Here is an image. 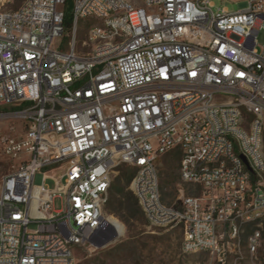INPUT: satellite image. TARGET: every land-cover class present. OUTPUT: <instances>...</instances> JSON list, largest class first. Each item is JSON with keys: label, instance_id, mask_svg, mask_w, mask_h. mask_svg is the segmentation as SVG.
<instances>
[{"label": "built area", "instance_id": "obj_1", "mask_svg": "<svg viewBox=\"0 0 264 264\" xmlns=\"http://www.w3.org/2000/svg\"><path fill=\"white\" fill-rule=\"evenodd\" d=\"M66 1L0 0V112L24 126L3 140L11 167L0 184V264H76L77 247L114 235L105 207L121 165L135 169L130 188L150 224L181 227L185 253L246 264L240 232L255 224V258L264 0L235 11L211 0H73L70 29ZM83 18L95 21L80 43ZM172 151L182 181L198 189L180 188L177 205L163 201L157 167Z\"/></svg>", "mask_w": 264, "mask_h": 264}, {"label": "rangeland", "instance_id": "obj_2", "mask_svg": "<svg viewBox=\"0 0 264 264\" xmlns=\"http://www.w3.org/2000/svg\"><path fill=\"white\" fill-rule=\"evenodd\" d=\"M21 1V0H20ZM71 6H73V0ZM136 5H141L139 0H133ZM214 9L227 8L230 11L242 9L247 6L246 0H211ZM92 18L80 20L79 41L86 37L87 30L92 23ZM66 39V38H65ZM259 50L264 46V27L257 35ZM10 111L0 112V184L4 175L11 167V161L4 153L3 140L8 136H16L24 131L23 123ZM169 155H163L157 160V167L160 176L161 194L164 202L170 205L179 203L180 188H185L186 194L197 193L198 189L184 183L180 176L179 163L170 161ZM127 165H121L113 173L112 181L115 182ZM43 183V171L35 176V184ZM48 187H55L56 181L48 178ZM130 185L126 187V198L131 202ZM114 200V199H112ZM64 207V200L61 197L55 199L54 208L60 210ZM133 218H123L121 215L110 213L118 218L125 226L123 234L116 232L110 238L94 244L79 246L75 250L76 264H217L218 261L208 251L185 253L183 251V231L180 226L158 227L150 224L147 217L142 213L139 215L137 207L131 205ZM254 225H245L240 232L241 247L245 255L246 264H264V226L262 228V243L257 256L251 258L247 252V239ZM35 228V225H30ZM104 243V246L97 244ZM235 255L229 256V263H233Z\"/></svg>", "mask_w": 264, "mask_h": 264}, {"label": "trees", "instance_id": "obj_3", "mask_svg": "<svg viewBox=\"0 0 264 264\" xmlns=\"http://www.w3.org/2000/svg\"><path fill=\"white\" fill-rule=\"evenodd\" d=\"M73 21L72 16V6L71 1L67 0L65 4V23L68 29L71 28ZM165 155L170 156V161L179 163L181 162V152L172 151ZM135 175V169L133 167L127 166L123 172L117 176L116 181H112L109 200L106 204L105 209L117 215H121V217L129 219L133 218L134 214L132 213L131 205H135L137 207V213L142 215L143 211L138 203V200L134 193L131 191V202L126 198L125 189L130 185L133 177ZM181 176V175H180ZM114 199V200H112ZM144 214V213H143ZM255 226V224H252Z\"/></svg>", "mask_w": 264, "mask_h": 264}, {"label": "bare ground", "instance_id": "obj_4", "mask_svg": "<svg viewBox=\"0 0 264 264\" xmlns=\"http://www.w3.org/2000/svg\"><path fill=\"white\" fill-rule=\"evenodd\" d=\"M109 224L111 226V228L116 232H118L119 234H123L125 231V226L124 224L115 216H110L109 217Z\"/></svg>", "mask_w": 264, "mask_h": 264}, {"label": "water", "instance_id": "obj_5", "mask_svg": "<svg viewBox=\"0 0 264 264\" xmlns=\"http://www.w3.org/2000/svg\"><path fill=\"white\" fill-rule=\"evenodd\" d=\"M98 246H104L105 244L104 243H99L97 244Z\"/></svg>", "mask_w": 264, "mask_h": 264}, {"label": "crops", "instance_id": "obj_6", "mask_svg": "<svg viewBox=\"0 0 264 264\" xmlns=\"http://www.w3.org/2000/svg\"><path fill=\"white\" fill-rule=\"evenodd\" d=\"M160 158V157H159Z\"/></svg>", "mask_w": 264, "mask_h": 264}]
</instances>
